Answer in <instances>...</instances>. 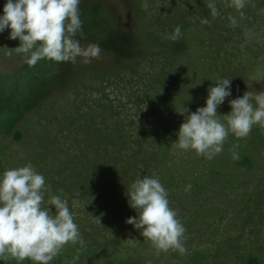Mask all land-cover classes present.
Returning <instances> with one entry per match:
<instances>
[{
    "label": "rangeland",
    "instance_id": "rangeland-1",
    "mask_svg": "<svg viewBox=\"0 0 264 264\" xmlns=\"http://www.w3.org/2000/svg\"><path fill=\"white\" fill-rule=\"evenodd\" d=\"M229 2L216 0L213 17L206 0H80L76 39L101 48L88 63L29 66L11 29L0 33V174L31 163L85 241L50 264H264V127L230 133L211 160L175 144L185 121L177 109L205 107L218 80L231 79L217 110L225 123L229 100L264 91V0H247L243 18ZM144 175L168 191L186 253H157L126 223L138 217L127 187Z\"/></svg>",
    "mask_w": 264,
    "mask_h": 264
},
{
    "label": "clouds",
    "instance_id": "clouds-1",
    "mask_svg": "<svg viewBox=\"0 0 264 264\" xmlns=\"http://www.w3.org/2000/svg\"><path fill=\"white\" fill-rule=\"evenodd\" d=\"M246 2L230 0L226 6L235 8L243 18L241 10ZM79 4L80 0H7L0 16V33L11 29L9 39L20 41L14 50L24 55L29 66L43 59L75 63L78 57L88 63L99 57L101 48L96 43L81 46L76 39L78 33L83 34ZM206 6L213 17L219 14L216 0H206ZM228 19L237 25L235 17L229 15ZM202 23L209 21L204 19ZM180 34L181 28L176 26L167 38L175 41ZM230 89L231 79L223 78L208 89L205 107L195 112L177 109L185 115V121L180 125L176 147L194 150L211 160L223 151L230 133L244 138L254 125L264 127V91H246L242 97L229 100L231 112L222 115L226 123L221 121L217 110L231 97ZM237 158L233 150V159ZM126 195L130 207L138 213V217L128 218L127 224L141 230L157 253H186V228L170 207L169 193L158 178L138 177L127 187ZM49 206H54V213ZM77 243L83 247L85 241L67 200L51 193L44 176L31 163L0 174V259L50 264L66 245Z\"/></svg>",
    "mask_w": 264,
    "mask_h": 264
},
{
    "label": "trees",
    "instance_id": "trees-1",
    "mask_svg": "<svg viewBox=\"0 0 264 264\" xmlns=\"http://www.w3.org/2000/svg\"><path fill=\"white\" fill-rule=\"evenodd\" d=\"M0 264H5L1 259H0ZM247 264H259L255 259H250Z\"/></svg>",
    "mask_w": 264,
    "mask_h": 264
}]
</instances>
